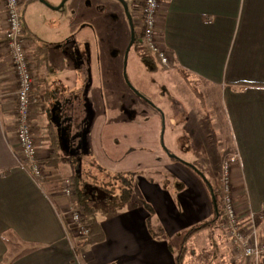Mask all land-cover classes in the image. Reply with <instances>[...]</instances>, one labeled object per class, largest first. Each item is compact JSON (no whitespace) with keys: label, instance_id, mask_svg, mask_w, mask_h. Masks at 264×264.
I'll return each instance as SVG.
<instances>
[{"label":"crops","instance_id":"0c3cea01","mask_svg":"<svg viewBox=\"0 0 264 264\" xmlns=\"http://www.w3.org/2000/svg\"><path fill=\"white\" fill-rule=\"evenodd\" d=\"M39 1L61 9L67 0L55 7ZM143 2L133 0V7ZM5 21L4 0H0V27ZM158 31L172 60L169 68L161 69L175 73H169L172 113L167 103L145 100L152 110L143 117L91 119L87 100L76 92L86 84L88 66L82 54L77 60L81 57L83 83L61 99L60 81L53 90L46 81L49 92L34 108V134L42 159L50 154L52 125L59 130L62 154L90 149L108 170L138 174V191L152 211L144 206L99 209L103 240L98 243L82 245L76 232L70 236L62 217L68 196L57 190L53 180L40 187L20 166L18 89L12 73L0 64V264H177L182 247L184 264H256L231 246L223 227L224 211L216 226L198 231L184 244L183 236L212 219L219 207L213 194L218 187L206 173L214 167L220 179L224 160L237 154L232 175L238 213L253 240L264 241V0H163ZM186 97L205 109L206 117L201 118L194 107L193 116L205 120H193L185 131L182 125L192 106ZM42 103L45 112L36 124ZM201 125L215 149L199 161L204 169L181 155L198 141ZM201 140L198 148L208 151L207 140Z\"/></svg>","mask_w":264,"mask_h":264},{"label":"rangeland","instance_id":"374dc122","mask_svg":"<svg viewBox=\"0 0 264 264\" xmlns=\"http://www.w3.org/2000/svg\"><path fill=\"white\" fill-rule=\"evenodd\" d=\"M47 1L54 7L60 6L64 2V0ZM127 1L132 5L133 0ZM34 2L36 1L27 3L23 7L24 24L28 35L32 39L34 38L35 42L40 46L46 47L45 44L50 43L59 44L46 47L53 72H50L51 69H47V65L43 66V73L41 76L39 75L42 80L40 77L39 80L44 83V86L46 81H50L48 88L50 87L53 90L56 88L58 81H60L62 87H64L60 92V98L62 99L80 81L83 83V72L79 70V61H82L81 57L79 61L77 60L82 54L88 66L87 75H85L86 84H82L80 90L77 89L76 92L80 97L87 100V110L91 119L99 115L107 117L108 121L127 116L131 117L134 114L137 117H143L149 110H152L148 102L157 105L161 104L162 106L167 103L173 109L170 112L174 111L175 103L171 87L173 82L170 83L171 76L169 74L170 72L173 73V71L163 72L159 63L154 70L145 67L141 58V54L144 51L142 46L140 49H136L135 46L132 47L127 54L130 42V24L126 12L118 0H67L61 9L49 7L39 0L36 4H33ZM143 3L139 5L140 7H130L129 9L135 30L140 32L142 30ZM1 25L0 64H3L4 70L12 73L16 82L15 86L18 89V78L12 59L3 42V33L7 26V20ZM67 38L69 42L65 41ZM64 44V47L60 46ZM34 46L33 42L28 43V53L31 57L33 72L38 78V70L31 53ZM134 69L137 70L136 74ZM41 81L37 80V86H35H40L39 82ZM183 86L185 85L183 84ZM60 93L55 95L58 97ZM186 98L191 103L190 106H192L187 123L182 125V129L185 131L191 129L193 120H198V122L205 120V118L200 120L197 114L193 116L194 107L201 113V118L202 116L206 117L204 115L205 109L198 106L195 101L190 100L191 98ZM145 100H148V102L146 103ZM41 106L40 108L38 107V112L36 113V124L40 123V116L42 117L43 112H45L43 109L46 104L42 103ZM170 112L168 109L166 110L167 116L170 115ZM185 115L187 116V114ZM202 126L199 127L201 133L198 136V141H194L190 150L184 151L185 153L181 155L186 160L204 169L199 161L205 159L204 154H214L215 149L207 134H202ZM201 137L207 140L208 151L205 148H198L200 144H203ZM206 158L213 159L211 157ZM43 160L44 172L47 175L46 180H50V182L56 181L58 185L52 184L55 187L59 186L57 190L64 193L65 181L69 180L68 177L73 174V167L62 160L58 170L48 169ZM87 163L85 168H89V161ZM208 165L210 167L212 163ZM212 171L206 174L213 186L219 187L220 179L217 169L212 167ZM89 180L92 181L90 178ZM105 207V204H99L101 211Z\"/></svg>","mask_w":264,"mask_h":264},{"label":"built area","instance_id":"2783aa9c","mask_svg":"<svg viewBox=\"0 0 264 264\" xmlns=\"http://www.w3.org/2000/svg\"><path fill=\"white\" fill-rule=\"evenodd\" d=\"M163 0H144L142 7L143 45L157 61L164 67H170L172 60L169 53L161 46L158 31V16ZM22 0H4L7 26L3 33V42L12 59V64L18 78L17 92V130L16 136L20 147V166L34 179L44 180V164L39 155L36 137L34 134L33 111L40 98L35 94V74L31 66V57L28 53L30 38L22 27L21 18ZM35 64V63H34ZM35 69V66H34ZM3 97L0 85V102ZM238 155L227 157L221 166L220 192L224 211V225L231 246L247 258L257 262L264 260V241H255L252 235L244 228L241 216L238 213L237 201L234 195V180L232 167L237 162ZM70 181L64 184V194H71ZM264 211V203H263ZM62 217L68 223L70 231L77 233L78 237L88 234V227L83 221L82 213L69 204Z\"/></svg>","mask_w":264,"mask_h":264},{"label":"trees","instance_id":"16d2710c","mask_svg":"<svg viewBox=\"0 0 264 264\" xmlns=\"http://www.w3.org/2000/svg\"><path fill=\"white\" fill-rule=\"evenodd\" d=\"M37 0H25L21 7V18L22 27L26 35L30 38L31 42L34 43V48L31 51L34 57V63L36 64V69L38 70V78L35 76V80L41 81L40 77L43 73V66L47 65V69H52L46 47L38 45L34 38L32 39L28 35V31L24 24V9L23 7L30 2ZM137 42L143 40V29L140 31L136 30ZM141 58L145 66L154 70L158 67V61L149 50L144 47L143 54ZM160 68L165 69L160 63ZM169 68V67H168ZM51 72V71H50ZM37 74V73H36ZM186 79L187 75L182 73ZM40 75V76H39ZM39 77L41 80H39ZM42 87H37L36 96L38 98H44L46 93L49 92L48 89ZM42 95V97H41ZM50 136V154L48 157L44 158V162L48 169L58 170L61 161L63 160L67 164L73 167V174L69 176L70 180V191L71 194L68 196L69 204L75 206L83 215V221L88 227V234L84 237H80L79 241L83 244L98 243L103 240V233L101 225L98 221L99 204H105L107 207L115 211H124L130 208H136L139 206H144L149 211H152L150 205L141 197L138 186V174L135 171L132 172H113L108 170L102 164H100L95 157H93L90 149L86 150L84 153L79 154H62V145L60 141V134L58 128L55 126H50L49 128ZM87 149V148H86ZM177 158V157H176ZM178 159V158H177ZM89 168H85V164H88ZM88 169V170H87ZM92 179V181L89 180ZM40 187H44V180L34 179ZM60 181V180H58ZM215 202L218 203L214 216L209 221L201 223L191 229H189L183 236V244L187 241L193 234L200 230L207 229L216 226L221 217L223 216V208L221 202V192L220 188L214 190ZM221 207V208H220ZM70 234V229H68ZM161 231V230H160ZM72 234H70L71 236ZM72 238V237H71ZM75 239V238H74ZM77 241V240H76ZM78 241V242H79ZM79 244L75 243V251L79 254ZM185 252L184 247H182L179 255L177 256V264H184ZM256 264H264V261H259Z\"/></svg>","mask_w":264,"mask_h":264},{"label":"flooded vegetation","instance_id":"af4514ba","mask_svg":"<svg viewBox=\"0 0 264 264\" xmlns=\"http://www.w3.org/2000/svg\"><path fill=\"white\" fill-rule=\"evenodd\" d=\"M125 1H126L127 4H128V10L125 8L123 2H122L121 0H118V2L122 5V7L124 8V10H125V12H126V14H127V19H128V21H129V24H130V42H131V40H132V27H131L130 20H129V18H128V12H129L130 7H133L134 4L131 3L132 5H130V2H128L127 0H125ZM129 13H130V12H129ZM132 21H133V20H132ZM133 25H134V22H133ZM134 29H135V26H134ZM137 31H138V30H137ZM136 40H137V36H136V30H135V41H134V44H133L132 47L135 46L136 49H140V47L142 46V47L144 48L143 40H142V41H139V42H137ZM66 41H68V39H67ZM68 42H69V41H68ZM130 42H129V45H130ZM44 44H45V43H44ZM45 45H46V47L48 48V47H51V46H56L57 44L55 45V43H50V44H45ZM58 45H59V44H58ZM129 45H128V47H129ZM61 46L64 47L65 44H64V45H61ZM132 47H131V49H132ZM127 49H128V48H127ZM131 49H130V50H131ZM51 67H52V66H51ZM50 71H52V69H51Z\"/></svg>","mask_w":264,"mask_h":264},{"label":"water","instance_id":"95a60500","mask_svg":"<svg viewBox=\"0 0 264 264\" xmlns=\"http://www.w3.org/2000/svg\"><path fill=\"white\" fill-rule=\"evenodd\" d=\"M42 1H44V0H42ZM121 1L123 2L125 8L128 10V4H127V2L125 0H121ZM128 18L130 20L131 27H132V40H131L130 45L128 47L127 54L129 53V51H130V49L133 46L134 41H135V29H134V25H133V21H132V15L129 12H128Z\"/></svg>","mask_w":264,"mask_h":264}]
</instances>
